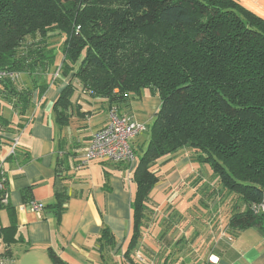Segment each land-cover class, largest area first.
<instances>
[{"label":"trees","instance_id":"trees-1","mask_svg":"<svg viewBox=\"0 0 264 264\" xmlns=\"http://www.w3.org/2000/svg\"><path fill=\"white\" fill-rule=\"evenodd\" d=\"M0 69L29 85L0 80V144L31 121L51 73L68 82L54 104L60 127L69 125L75 85L111 109L146 91L159 98L145 150L134 149L126 257L139 246L160 182L154 167L186 149L233 203L228 227L264 235V213L253 212L264 199V19L235 0H0ZM54 193L60 213L67 195L59 179ZM12 230L0 231L8 244Z\"/></svg>","mask_w":264,"mask_h":264},{"label":"crops","instance_id":"crops-1","mask_svg":"<svg viewBox=\"0 0 264 264\" xmlns=\"http://www.w3.org/2000/svg\"><path fill=\"white\" fill-rule=\"evenodd\" d=\"M235 1L264 19V0ZM61 81L50 85L42 99H35L31 121L23 129L17 128L14 135L5 133L0 144V171L9 197L8 208L0 210V231L16 228L9 237L13 243L4 242V235L0 236L2 251L13 258L14 264H175L164 252L169 250L177 229L182 233L188 221L192 222L188 230L198 227L191 218H184L204 204L201 190H218L217 180L210 169L200 167L190 150L160 160L154 167L160 182L150 196V221L146 222L138 248L126 257L133 234L135 168L125 163H82L92 135L104 128L112 105L75 85L69 125L60 127L54 104L68 83ZM26 83L22 86H29ZM113 107L121 115L147 125L161 102L146 91L131 105ZM141 118L148 120L142 122ZM140 136L131 142L137 152L140 144L145 146L149 140V136ZM15 137L19 145L16 155L10 156ZM58 179L67 195L60 213L54 208ZM218 196L210 201L212 204H204L212 212L223 204ZM32 202L40 203L43 209L32 210ZM174 214L181 216L176 223L172 220ZM220 216L216 222L218 227L222 225L219 232L225 228L226 233H211L216 245L210 256L214 263H210L264 264V235L260 229L235 232L228 227L230 216L227 221Z\"/></svg>","mask_w":264,"mask_h":264},{"label":"built area","instance_id":"built-area-1","mask_svg":"<svg viewBox=\"0 0 264 264\" xmlns=\"http://www.w3.org/2000/svg\"><path fill=\"white\" fill-rule=\"evenodd\" d=\"M21 76L20 73L0 69V80L8 79L13 82H18ZM55 78H61L59 72L55 75ZM146 132H148V126L146 124L134 120L128 115H121L117 108H112L108 113V121L104 128L92 135L82 163L85 165L93 162L125 163L133 169L137 165V159L131 142ZM18 145V138L15 137L13 139L10 156L16 155ZM0 176V190L5 192L3 203L7 204L9 199L8 190L2 171H0ZM30 206L32 210L37 212L43 209V205L36 202H32ZM253 212L254 214L264 213V199L259 205L253 208ZM212 258H210V261L214 263ZM0 264H14L13 258L3 252L1 247Z\"/></svg>","mask_w":264,"mask_h":264},{"label":"rangeland","instance_id":"rangeland-1","mask_svg":"<svg viewBox=\"0 0 264 264\" xmlns=\"http://www.w3.org/2000/svg\"><path fill=\"white\" fill-rule=\"evenodd\" d=\"M57 44H59V41L57 42ZM24 77L25 76H21V78H22L21 84L25 80ZM54 79H55L54 73H51L46 78V80L49 82L50 85H54V84L58 83L59 80L56 78V80L54 81ZM134 101H138V97H133L129 101L128 104L131 105V103H133ZM122 105H124V104H122ZM131 108H132V106H131ZM147 120L148 119H146V118H141L142 122H147ZM154 120H155V117H154L153 121H151V122L149 121V124H147L149 128H151ZM148 136H149V134H148V132H146V133L141 134L140 138L148 137ZM144 150H145V148L143 149V151ZM143 151H139L138 156H141ZM200 167L201 168L207 167L208 169H210V167L208 165H200ZM201 188L204 189L203 187H201ZM209 193H210V191H207L205 189L201 190L203 200L205 199V202L208 201L207 204L208 203L212 204L210 201L213 200V195L209 196ZM213 194L217 195V192H215V193L213 192ZM218 197H220V195ZM205 202H204V204H206ZM221 202H223L222 206L218 207L213 212L209 210V207H207L208 206L207 204H206L207 206H205L204 204H199V207H197L198 209H195V210L191 211V213L186 214L187 216L184 219H190L191 218L192 221H195V223L198 225V227L194 226V229L192 228V229L188 230L187 227L192 224L191 221H188L186 228L184 225V228L182 229V231L183 232L185 231V233H183V232L180 233V231H179L180 228L177 229L178 231L177 230L175 231V234L173 233L174 234V236H173L174 241H172V243H170V246L168 248L169 250H167V252H164V253H165V255H167L169 253L168 255H170V257L172 259H174L175 264H179L181 262H182V264H211L210 263V256L213 255L212 250H213V247L216 245V240L212 239L211 233H214V234L217 233L218 236L221 235V232H223L222 235L226 233L225 228L221 229L219 232V228L222 227V225L220 227H218V223H216V222L217 221L219 222V218L221 217L220 216L221 214L223 215L222 219L227 221L229 219V216L231 215V210H232V206H231L232 202L230 201V199L228 197H226L225 199L222 197ZM233 202L235 203L234 200H233ZM226 203H227V206L224 207V204H226ZM235 205H237L241 211L244 210V206L242 203L238 202ZM150 216L151 215H147V220H146L147 224L150 221ZM173 217L174 218L172 220H173V222H175L176 219H178V217H181V216L178 214H174ZM151 219H152V217H151ZM222 219H221V221H222ZM185 224H186V222H185ZM174 253H175V255H173Z\"/></svg>","mask_w":264,"mask_h":264}]
</instances>
